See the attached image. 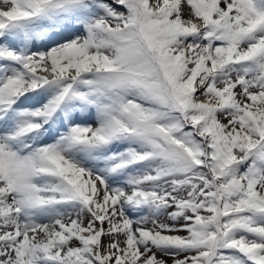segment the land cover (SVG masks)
Listing matches in <instances>:
<instances>
[{
	"label": "snow or ice",
	"instance_id": "1",
	"mask_svg": "<svg viewBox=\"0 0 264 264\" xmlns=\"http://www.w3.org/2000/svg\"><path fill=\"white\" fill-rule=\"evenodd\" d=\"M0 264H264V0H0Z\"/></svg>",
	"mask_w": 264,
	"mask_h": 264
}]
</instances>
